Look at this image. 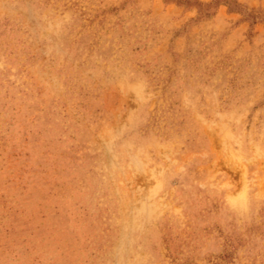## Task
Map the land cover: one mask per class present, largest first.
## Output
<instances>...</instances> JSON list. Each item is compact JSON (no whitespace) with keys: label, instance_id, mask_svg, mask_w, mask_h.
Here are the masks:
<instances>
[{"label":"rangeland","instance_id":"rangeland-1","mask_svg":"<svg viewBox=\"0 0 264 264\" xmlns=\"http://www.w3.org/2000/svg\"><path fill=\"white\" fill-rule=\"evenodd\" d=\"M0 264H264V0H0Z\"/></svg>","mask_w":264,"mask_h":264},{"label":"trees","instance_id":"trees-1","mask_svg":"<svg viewBox=\"0 0 264 264\" xmlns=\"http://www.w3.org/2000/svg\"><path fill=\"white\" fill-rule=\"evenodd\" d=\"M171 1H175V0H171ZM217 3H207V4H203L202 2L197 3L198 7L200 8V11L203 10H209L210 8L214 7Z\"/></svg>","mask_w":264,"mask_h":264}]
</instances>
